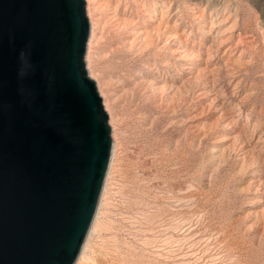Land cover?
<instances>
[{"label": "rangeland", "instance_id": "374dc122", "mask_svg": "<svg viewBox=\"0 0 264 264\" xmlns=\"http://www.w3.org/2000/svg\"><path fill=\"white\" fill-rule=\"evenodd\" d=\"M84 1L118 146L83 264H264V0Z\"/></svg>", "mask_w": 264, "mask_h": 264}, {"label": "water", "instance_id": "95a60500", "mask_svg": "<svg viewBox=\"0 0 264 264\" xmlns=\"http://www.w3.org/2000/svg\"><path fill=\"white\" fill-rule=\"evenodd\" d=\"M84 0H0V264H73L111 149Z\"/></svg>", "mask_w": 264, "mask_h": 264}, {"label": "bare ground", "instance_id": "6f19581e", "mask_svg": "<svg viewBox=\"0 0 264 264\" xmlns=\"http://www.w3.org/2000/svg\"><path fill=\"white\" fill-rule=\"evenodd\" d=\"M90 17L91 16H88V18H90ZM90 23H91V25H90ZM94 36H95L94 26H93V23H92V19L90 18V21H89V49H88V54H89L90 46L92 45ZM142 37L145 38L147 42L149 41V35L147 34V32L146 33L142 32L141 33V38ZM89 72H90V75H91L92 72L90 71V67H89V63H88V74H89ZM91 77L89 76V78H91ZM100 92H101V95H102V97L104 99L103 106H104V108H106L105 111H107L109 113V110L107 109V105H106V101H105L106 98L103 95L101 90H100ZM112 129L110 127V131L111 132L114 131L113 127H112ZM113 141H114V136H113V139H112V136H111V149H110L109 160H108V164H107V167H106V171H105L104 179H103L102 186H101V189H100V193H99V196H98V201H97V204H96V208H95L93 217L91 219L90 225L88 227V230L86 232L85 238L83 240V243L81 245V248L79 250V253H78V255H77V257H76V259H75L73 264H83L85 253H86L87 248L89 246L90 239H91L93 233L95 232L96 226L98 224L99 216H100V213H101V207L103 205L104 197H105L107 188L109 186L110 176H111L113 168L115 166V152H116V148H117L116 145L117 144L115 143V141L114 142Z\"/></svg>", "mask_w": 264, "mask_h": 264}]
</instances>
